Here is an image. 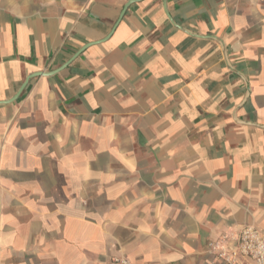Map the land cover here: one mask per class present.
<instances>
[{
	"label": "crops",
	"instance_id": "1",
	"mask_svg": "<svg viewBox=\"0 0 264 264\" xmlns=\"http://www.w3.org/2000/svg\"><path fill=\"white\" fill-rule=\"evenodd\" d=\"M245 225L264 0H0V264H222Z\"/></svg>",
	"mask_w": 264,
	"mask_h": 264
},
{
	"label": "built area",
	"instance_id": "2",
	"mask_svg": "<svg viewBox=\"0 0 264 264\" xmlns=\"http://www.w3.org/2000/svg\"><path fill=\"white\" fill-rule=\"evenodd\" d=\"M207 253L222 264H264V232L245 225L236 233L223 234L212 241ZM113 264H132L127 257H113Z\"/></svg>",
	"mask_w": 264,
	"mask_h": 264
},
{
	"label": "water",
	"instance_id": "3",
	"mask_svg": "<svg viewBox=\"0 0 264 264\" xmlns=\"http://www.w3.org/2000/svg\"><path fill=\"white\" fill-rule=\"evenodd\" d=\"M40 75H49V74H45V73H41V72H39V73H36L35 77H36V76H40Z\"/></svg>",
	"mask_w": 264,
	"mask_h": 264
}]
</instances>
